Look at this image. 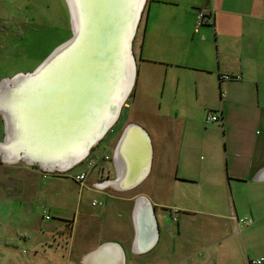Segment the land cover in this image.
<instances>
[{
    "label": "crops",
    "instance_id": "1",
    "mask_svg": "<svg viewBox=\"0 0 264 264\" xmlns=\"http://www.w3.org/2000/svg\"><path fill=\"white\" fill-rule=\"evenodd\" d=\"M201 8L209 9L212 17L196 27V12ZM132 40L135 82L124 101L122 120L126 122L124 127L127 124L141 126L151 144L154 137L157 140L155 148L157 145L172 146L171 141H175L170 152L169 170L161 174L157 168L153 177L160 190L148 196L136 189L152 172L155 150L150 144L149 171L133 188L99 187L94 178H86L84 182V189L107 196L103 200L92 197L102 203L98 206L103 211L100 213L105 211L107 198L113 203L119 202L121 211L118 214L126 215L127 233L124 234L123 229L120 233L115 230L112 234L102 233L106 230L101 226L90 243L78 244L74 249L65 248L73 241L71 234L77 227L81 233L95 232L94 214L83 215L87 217L85 219L80 214L72 219L59 215L50 221L52 217L45 219L43 211L38 214L39 221L35 224L27 222L31 233L15 234L8 240V245L16 246V239L23 238V245L28 250L44 252V247L57 238L55 251L65 248L58 262L73 254L68 264H83L86 254L105 243L121 249L123 264H128L126 254L130 256L131 264L133 256L144 257L156 249L153 258L156 256L158 261L166 264H250V260L259 257L263 258L261 264H264V251L252 257L245 246L240 252L235 242L243 240L242 233L246 230L243 229L254 224V220L264 221V0H145ZM159 73L165 77L163 89L173 84L177 93H184L192 88L197 97L203 98L204 106L213 107L211 115L217 119L206 123L204 118V123L216 125L212 131H221V149L217 136H195L194 121L188 117L178 121L176 117L164 116L162 122L169 134L158 129L159 132L155 130L153 135L148 129V121L139 122L138 118L130 116L137 111H155L153 105L146 108L140 103L135 104L133 99L139 74L147 81L149 74ZM222 75L240 79L223 80ZM130 96H134L131 101ZM208 96H212L209 103ZM132 104L136 111H132ZM179 122L183 127L175 128ZM110 137L113 138L112 134ZM196 147L198 153H206V161L201 160L202 156L196 159ZM156 160L159 165L163 164L164 159ZM120 163L125 169L126 164L121 160ZM14 171L0 175V199L3 208L12 215L18 211L13 202L21 201L23 194L19 171ZM140 198L150 204L156 220V237L147 250L134 253L136 225L133 212ZM22 204V210L32 209L33 203ZM247 216L253 223L240 225L238 221ZM1 240L6 241L3 237ZM160 251H166L165 258H158Z\"/></svg>",
    "mask_w": 264,
    "mask_h": 264
},
{
    "label": "rangeland",
    "instance_id": "2",
    "mask_svg": "<svg viewBox=\"0 0 264 264\" xmlns=\"http://www.w3.org/2000/svg\"><path fill=\"white\" fill-rule=\"evenodd\" d=\"M65 3V0H0V81L4 78H12L19 72H31L37 65L41 64L52 49H55L71 37L70 14ZM84 43L87 46L88 43ZM133 51L134 45L132 40L131 52L133 53ZM164 82L165 77L160 73L149 74L147 81L142 79L141 74H139L136 97L132 96L129 100L131 101L134 97L133 102L135 104L140 103L145 105L146 108L153 105L156 109L154 112L148 109L146 113L137 111L138 113L130 114V116H135L139 122H142V120L148 121L150 127L148 129L153 135L154 131H158V129L168 133L162 122L164 116L170 118L176 117L178 121H182V119L188 117L194 121L195 136L201 134L217 136L219 142L218 148L221 149V131H212L211 128L216 125L211 124L206 126L204 123L205 115H211L213 113V107L204 106L201 100L203 98L201 96L197 97V94L192 88H188L184 93H177L176 87L173 84L170 88L164 86L163 89L162 85ZM206 98L209 103L212 96ZM135 104H132V111H136ZM124 112L125 110H122L117 121L106 131L103 138L99 142H96L91 147L89 154L81 159L79 164H76L77 166H74L75 168L73 167L71 170L51 173L45 172L38 167L36 168L35 164L29 165L20 161L13 163L0 161V175L2 173L7 175L13 169L15 170L14 173L19 171L20 188L23 190V194L20 197L21 201L18 200L19 202L17 203L13 202L18 207L15 215L8 213L3 208V200L1 201L0 199V264H68L73 258V254L68 257L66 256V259L63 258V260L58 262L62 250L64 252L66 247L74 249L78 247V244L79 246H84L90 243L94 238L93 235H98L97 230L101 226L106 230V232L102 233L112 234L114 230L116 233H120L122 229L124 234L127 233L128 225L126 223V215L119 216L118 214L121 211L119 202L113 203L110 201V198H107L105 211L104 213H100L103 212L101 211L102 208L90 205L92 197H96L97 200H103L107 196L101 195L98 192L96 193V191L84 189L85 181L83 184H80L72 178L73 174L81 169L86 170V178L88 180L94 178L97 180V185L99 186V182L105 180L104 178L107 180L114 177V167H112L106 158L108 159L112 155L120 131L124 127V123L126 124L122 120L123 115H125ZM3 125L0 116V141L4 137ZM182 127V122H179L175 126V128ZM205 128L207 130H204ZM111 134L113 138L110 137ZM152 141L153 144L151 145H153L155 150L152 172L136 188L137 191L143 192L148 196H153L155 191L160 190L156 187L153 177L157 173V168H159V171L161 170V174H165L169 170L171 164L169 161L171 158L170 152L176 144L175 141H171L173 143L172 146L157 145L155 148L157 140L152 137ZM166 148L168 149L165 150ZM195 151L197 152V147ZM200 156H202V161H206L205 158L207 155L205 152H197L196 159H200ZM157 158L159 160L164 159L163 164L160 163L159 165V162L156 160ZM100 170L103 173L101 177H98L97 173ZM36 195L37 197L34 198ZM27 202L33 203L32 209L24 208L22 210L21 204L23 203L22 205H24ZM43 211L52 217L50 221L60 217L59 215L67 219H72L73 216L77 218L80 214L85 219L87 217L83 215L93 213L95 220H92V222L95 224V228H93L95 232H88L87 230L86 233H81L77 227L76 231L73 230L71 234V240L73 241L65 246V248L58 250V252L55 251L57 238L54 242L50 241V246L47 244L44 247V252L39 249L35 251L28 250L23 245V238H20L19 241L16 239V246L12 244L8 245V240H12L15 234L23 235L31 233L27 222L29 224H35L39 221L38 214H42ZM246 218H250V216ZM254 222L251 226L249 225L243 229H246L242 233L243 240L235 242L238 244V250L240 252L243 251L245 246V249L247 248V251L251 253L252 257H257V255L262 254L264 251V221L257 222L254 220ZM1 237L6 241H2ZM154 252L144 257L133 256L131 258V264H166L165 262L158 261L159 259L156 256L153 258L152 255ZM38 254L42 255L38 256ZM159 254L158 258H165L166 251H160ZM56 255L58 256L56 257ZM126 258L129 264L130 256L126 254Z\"/></svg>",
    "mask_w": 264,
    "mask_h": 264
},
{
    "label": "bare ground",
    "instance_id": "3",
    "mask_svg": "<svg viewBox=\"0 0 264 264\" xmlns=\"http://www.w3.org/2000/svg\"><path fill=\"white\" fill-rule=\"evenodd\" d=\"M75 40L41 69L34 79L16 82L6 101L14 139L8 147L20 144L28 153L46 160L64 162L77 155L85 136L96 133L119 93L124 65H117L115 41L124 34L136 0H68ZM107 32V34L105 33ZM88 43L85 46V43ZM110 51V52H109ZM114 58L109 71L108 58ZM84 131V132H83ZM12 134V132H11ZM13 138V136H12ZM128 168L130 150L122 149Z\"/></svg>",
    "mask_w": 264,
    "mask_h": 264
},
{
    "label": "water",
    "instance_id": "4",
    "mask_svg": "<svg viewBox=\"0 0 264 264\" xmlns=\"http://www.w3.org/2000/svg\"><path fill=\"white\" fill-rule=\"evenodd\" d=\"M66 1V6L70 14V26L72 30L71 37L66 41L61 43L55 49H52L51 52L45 57L41 64L37 65L31 72L22 73L19 72L14 75L12 78H4L0 81V96H6V101L8 97L14 91L11 90L13 85L16 82H25L31 79H34V76L41 71V69L48 64L52 59L57 55L62 53L67 49L75 40V29L72 22V13L69 6V1ZM145 0H136V3L133 5L132 15L128 23H125L127 26V31L124 34V20L123 17L119 18L120 24L119 29L122 28L123 31L117 33L113 38L112 42L115 41V53L117 59V65L115 66L116 71L118 66L124 65L123 69V81L120 86L119 93L116 97H113L111 107L107 111L106 116L100 121L102 123L101 127L96 130V133L90 136V133L87 132L85 136V141L81 142V148L78 150L77 155L70 154L71 158H67L64 162L46 160L44 157L38 158L36 154L28 153L20 144L17 146L11 145L9 148V141L14 139V130L11 127V122L9 121V115L7 113L8 104L0 106V116L3 119V131L4 137L0 141V161L4 163H13V162H23L25 164L33 165L40 168L45 172H62L71 170L81 159L85 158L91 147L99 142L106 131L117 121L119 114L122 110L125 99L129 96L133 82H135V59L132 51V39L135 35V30L137 22L140 19V14ZM121 20L124 21L121 25ZM107 34V32H105ZM70 48V47H69ZM110 52V51H109ZM114 58H108L105 68L109 71V68L112 64ZM12 132V134H11ZM84 132V131H83ZM13 136V138H12ZM150 139L144 129L137 124H127L121 132V135L118 139V142L114 146L113 150V167L115 170L114 179H108L104 181L101 186H110L115 190L122 189H131L139 183L142 177H144L149 171V164L151 159V147ZM123 147L130 152V158L128 160L127 170L123 168L120 160H123L124 151ZM140 202L135 206L133 217L135 219L136 225V237L133 243L134 253L144 252L147 250L154 238L156 237V223L150 209V204L147 200L140 198ZM111 252V256L110 253ZM108 253V254H107ZM115 255V256H114ZM83 264H123V256L121 249L117 246L112 245L111 243H105L101 245L96 250L90 251L83 259Z\"/></svg>",
    "mask_w": 264,
    "mask_h": 264
},
{
    "label": "built area",
    "instance_id": "5",
    "mask_svg": "<svg viewBox=\"0 0 264 264\" xmlns=\"http://www.w3.org/2000/svg\"><path fill=\"white\" fill-rule=\"evenodd\" d=\"M212 17V13L211 11H209V9L207 8H201V9H198L197 12H196V27L204 24L205 22H208V20H210ZM223 80H228L230 78H236V79H240L238 76H228V75H225V76H221ZM217 119L216 116L214 115H209V116H206L205 117V122L208 123V122H213ZM80 162V161H79ZM79 162L77 164H79ZM102 169V168H101ZM86 170H80L79 172L77 173H74L72 178L76 181V182H79L80 184H83V182L85 181L86 179ZM102 173L103 171L100 170L99 173H97L98 177H101L102 176ZM106 177V175H104ZM105 180H102L101 182H99V184L101 185L104 181H107L106 178H104ZM97 185V183H96ZM99 186V185H97ZM102 203L100 201H97L96 199L92 200L91 201V206H100ZM173 214H175V212H173ZM50 218L48 214L45 215V219H48ZM239 224L240 225H247V224H252L253 221L250 220V218H243V219H240L239 221ZM263 262V258L262 257H259V258H256V259H253V260H250L249 263L250 264H261Z\"/></svg>",
    "mask_w": 264,
    "mask_h": 264
},
{
    "label": "flooded vegetation",
    "instance_id": "6",
    "mask_svg": "<svg viewBox=\"0 0 264 264\" xmlns=\"http://www.w3.org/2000/svg\"><path fill=\"white\" fill-rule=\"evenodd\" d=\"M2 122H3V119H2ZM95 144H96V143H95ZM95 144H94V145H95ZM94 145H93V146H94ZM93 146H92V147H93ZM88 154H89V153H88ZM112 158H113V154L110 155V158H108V159L106 158V160H108V162H109V163L112 165V167H113V159H112ZM77 165H78V164H77ZM77 165H75V166H77ZM74 168H75V167H74ZM72 169H73V168H72Z\"/></svg>",
    "mask_w": 264,
    "mask_h": 264
},
{
    "label": "trees",
    "instance_id": "7",
    "mask_svg": "<svg viewBox=\"0 0 264 264\" xmlns=\"http://www.w3.org/2000/svg\"><path fill=\"white\" fill-rule=\"evenodd\" d=\"M132 95V94H131ZM131 97V96H130ZM37 168V167H36Z\"/></svg>",
    "mask_w": 264,
    "mask_h": 264
}]
</instances>
